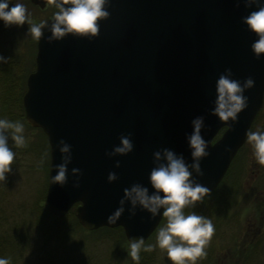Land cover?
Wrapping results in <instances>:
<instances>
[{"label": "water", "instance_id": "water-1", "mask_svg": "<svg viewBox=\"0 0 264 264\" xmlns=\"http://www.w3.org/2000/svg\"><path fill=\"white\" fill-rule=\"evenodd\" d=\"M29 1L39 7L45 3ZM107 10L110 17L100 22V34L92 40L68 35L48 43L51 32L42 30L21 106L25 122L42 131L48 146L43 209L61 218L72 208L84 230L120 227L129 243L146 240L163 209L153 218L137 208L130 219L126 204L115 223L108 217L132 184L154 191L149 175L155 151L169 148L193 162L186 135L197 116L205 118L202 136L210 155L200 162L204 175L193 172V178L211 192L215 189L261 107L264 56L255 57L251 45L257 37L242 23L257 10L255 5L237 6L236 0H110ZM51 18L43 21L51 25ZM227 68L234 79L251 77L255 82L244 92L248 107L236 123L211 115L216 81ZM128 133L133 151L106 156L120 144L119 136ZM61 139L71 145L73 157L64 187L51 183L61 163ZM73 168L83 173L79 188L72 186ZM109 172L119 178L109 183Z\"/></svg>", "mask_w": 264, "mask_h": 264}, {"label": "rangeland", "instance_id": "rangeland-1", "mask_svg": "<svg viewBox=\"0 0 264 264\" xmlns=\"http://www.w3.org/2000/svg\"><path fill=\"white\" fill-rule=\"evenodd\" d=\"M18 2L27 7L37 24L54 13V7L39 10L27 0H16L10 7ZM34 43L26 23L5 27L0 20V56L22 68L21 73L31 69ZM8 62L0 63V68H11L13 64ZM0 119L13 122L8 114H0ZM23 124L28 145L17 148L9 138L15 160L6 183L0 182V258L10 264H136L128 255L130 245L125 239L121 243L107 234L77 229L69 215L56 225L49 216L38 214L36 207L42 206L47 183L48 147L39 128ZM257 129L264 131V92L247 131ZM252 162L255 159L245 136L216 190L203 203L186 209V214L194 211L211 219L215 226L207 257L197 264H264V166L251 169ZM251 170L255 174H250ZM165 225L162 212L157 229L145 245H155L157 230ZM140 257L139 264H172L158 247L151 253L141 251Z\"/></svg>", "mask_w": 264, "mask_h": 264}, {"label": "clouds", "instance_id": "clouds-1", "mask_svg": "<svg viewBox=\"0 0 264 264\" xmlns=\"http://www.w3.org/2000/svg\"><path fill=\"white\" fill-rule=\"evenodd\" d=\"M243 2L245 7L256 6L257 10L251 11L242 18V23L247 25L250 32L257 39L252 43L251 49L257 59L264 56V2L262 0H236L237 6ZM49 7L56 11L52 15V23L46 21L34 23L31 13L22 3H16L10 7L9 0H0V20L5 27L28 25V35L40 41L43 29L51 32L48 43L61 41L66 36L72 35L79 38L92 40L100 34V22L107 20L110 13L107 8L110 0H45ZM8 60L0 56V63ZM251 77L243 82L233 78L231 68L225 69L216 81V98L211 115L218 117L222 123H236L238 114L248 107V97L244 92L254 87ZM192 132L186 135L191 152L192 163L188 164L182 154H177L169 148H162L153 153L154 167L150 171L149 182L154 191L140 183H134L124 189L123 198L119 201V207L108 217L109 223H115L125 212L128 204L129 218L136 215L137 208L147 211L154 218L161 209L166 225L158 228L156 244L145 245V239H129L130 251L128 255L139 264L140 253L153 252L157 247L167 253V258L172 264H197L198 260L207 257V247L215 235V226L211 219L192 211L186 214V209L195 208L209 197L211 190L198 183L193 178V172L197 176H203L200 162L208 157L209 144L202 136L205 129V118L197 116L191 121ZM231 126V125H230ZM24 124L20 121L12 122L0 119V182L6 183L7 174L12 172L15 153L9 147V138L17 148L27 147ZM132 134H121L120 144L114 146L105 155L109 158L124 156L133 151ZM246 142L251 145L252 155L257 164L264 166V131L257 129L246 133ZM57 148L61 153V163L56 165L57 174L51 179L52 184L64 187L68 183V165L72 163V148L63 139L59 140ZM225 151H231L225 148ZM45 157L47 153L44 154ZM43 163V158L41 164ZM115 167H120V161H116ZM72 176L74 188L80 187L79 177L83 175L80 169L73 168ZM119 177L115 172H109L108 182L112 183ZM0 264H10L8 259L0 258Z\"/></svg>", "mask_w": 264, "mask_h": 264}, {"label": "trees", "instance_id": "trees-1", "mask_svg": "<svg viewBox=\"0 0 264 264\" xmlns=\"http://www.w3.org/2000/svg\"><path fill=\"white\" fill-rule=\"evenodd\" d=\"M8 63L13 64L11 66V68L10 67L7 68L6 67L7 65L5 66V69L4 68H0V86H1V93H0V107L1 108H0V114H8L10 117H12L13 122L20 121L22 123H25V121L23 119V112H22V107H21V103H20V97H21L22 92L25 89L24 81H25V77L27 75V72L26 73H24V72L21 73L22 68H20L14 62H8ZM33 68H34V64L32 62L31 63V69H29L28 72L32 71ZM3 116H5V115H3ZM42 135H43V133H42ZM43 137L45 138L44 135H43ZM221 182L222 181H220L215 188H217ZM215 190L216 189H214L212 192H214ZM212 192H211V194H212ZM41 197H43V194H42ZM222 202H223V200H222ZM220 206H222V208L226 210V205L225 204H221ZM36 210H37L38 214L42 213V215L44 217L49 216L51 218V220H52V223H55L56 225L57 224L59 225V221L64 219V218H66L69 215L70 220L72 221L74 226L77 229H82L78 225V223L76 222V219L74 218L71 210H69L68 213H66L61 218L52 217L47 211H45L42 208L41 205L37 206ZM38 219H39V217H38ZM157 227H156V229H157ZM89 232H98V233H101V234H107L109 236H113L114 238H116V240H118V241L120 240L121 243H122V240L124 241V237H123L122 230H121L120 227H114V228L100 227V228H98L96 230L89 231Z\"/></svg>", "mask_w": 264, "mask_h": 264}, {"label": "flooded vegetation", "instance_id": "flooded-vegetation-1", "mask_svg": "<svg viewBox=\"0 0 264 264\" xmlns=\"http://www.w3.org/2000/svg\"><path fill=\"white\" fill-rule=\"evenodd\" d=\"M14 1H16V0H9L10 5H11ZM27 1L29 2V4H30L32 7L37 8V9H39V10H40V9H44V8H46V7H49V6L46 5V3H44L43 7H39V6H37V5H33V4H31L29 0H27ZM55 11H56V9L54 8V12H55ZM52 15H53V14H51V15H50L49 17H47V18H51ZM47 18H44L43 20H45V19H47ZM43 20H41L40 22H42ZM40 22H39V23H40ZM39 23H38V24H39ZM34 40H35V39H34ZM35 43H36V40H35ZM35 43H34V48H35ZM242 145H243V144H242ZM242 145L237 149V151H236L234 157L237 155V153H238L239 150L241 149ZM234 157L231 159L229 165L231 164V162H232V160L234 159ZM252 163H253V165H252V168H251V169H253L254 166H256V167H259V166H260L259 164L256 163V161H255V162H252ZM229 165H228V168H229ZM260 167H261V166H260ZM228 168H227V170H228ZM226 172H227V171H226ZM226 172H225V173H226ZM250 174H255V171H254V170H253V171L251 170Z\"/></svg>", "mask_w": 264, "mask_h": 264}]
</instances>
